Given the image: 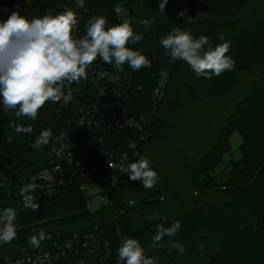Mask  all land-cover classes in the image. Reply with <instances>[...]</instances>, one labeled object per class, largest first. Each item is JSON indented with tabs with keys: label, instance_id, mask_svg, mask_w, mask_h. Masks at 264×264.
I'll list each match as a JSON object with an SVG mask.
<instances>
[{
	"label": "trees",
	"instance_id": "obj_1",
	"mask_svg": "<svg viewBox=\"0 0 264 264\" xmlns=\"http://www.w3.org/2000/svg\"><path fill=\"white\" fill-rule=\"evenodd\" d=\"M117 3L131 11L128 22L143 36L128 47L142 50L150 67L137 71L124 64L118 70L98 59L113 74L131 75L137 99L129 112L150 117L152 131L132 162L147 157L159 179L145 189L125 174L108 192V204L96 211L87 209L82 191L66 186L50 193L35 189L40 207L25 209L21 189L46 170L47 153L72 131L75 107L59 112L48 102L33 121L17 118L16 110L5 112L0 97V211L11 207L17 212V235L10 244H0V255L32 246L29 237L41 230L56 241L72 234L83 240L96 237L113 252L122 239L134 237L147 249L155 226L165 223L147 219L158 213L167 216L165 227L181 222L174 237H164L165 247L147 252L160 258L158 264H264V0H204L201 18L190 25L170 11L169 1L161 12L160 0H93L80 37L93 16L106 17L107 27L122 23L113 14ZM143 20L154 23L146 27ZM177 27L197 38L210 37L211 47L225 42L222 34L230 42L227 55L236 62L234 70L207 79L197 77L184 61H173L160 41ZM160 73L166 77L155 106L150 99ZM213 104L222 106L215 110ZM17 125H31L33 132L18 133ZM44 129L52 131L50 142L34 148ZM233 133L241 139L239 157L230 165L228 180L219 183L217 171L231 150ZM169 241L182 244L184 253L170 250Z\"/></svg>",
	"mask_w": 264,
	"mask_h": 264
},
{
	"label": "clouds",
	"instance_id": "obj_2",
	"mask_svg": "<svg viewBox=\"0 0 264 264\" xmlns=\"http://www.w3.org/2000/svg\"><path fill=\"white\" fill-rule=\"evenodd\" d=\"M167 3L168 0H160L158 10L165 12ZM76 5L80 9L84 8V0H76ZM178 15L184 16L185 12ZM79 23L80 18L72 8H66L56 15L49 13L31 19L14 11L6 20L0 21V97L5 112L16 110L17 118L27 117L35 121L46 103L62 100L67 105L73 99L71 85L88 78V70L97 58L113 64L118 70H122L124 64L137 71L142 67H150L151 62L142 50L128 47L143 39L131 23L125 21L107 27L106 17L93 16L85 25V35L78 37ZM141 23L148 27L154 21L143 20ZM219 39L225 42L211 47L210 37L201 35L197 38L190 29L181 30L177 27L163 36L160 43L173 61L182 60L197 77L211 79L225 71L234 70L236 63L227 55L230 42L222 34ZM15 130L26 134L33 132L31 125H17ZM51 137V129H44L32 146H45ZM109 166L116 168L114 163L109 162ZM120 168L131 181L139 180L145 189L153 188L159 179L151 161L144 156L128 163L126 167L121 164ZM35 189L33 183L21 189L25 209H39L40 205L30 194ZM16 217L14 208L0 211V244H10L15 239ZM147 219L166 223L168 218L157 213ZM165 223L155 226L156 233L147 249L138 238L122 239L118 248L119 259L126 264H158L160 258L149 256L147 252L165 247L164 237H174L181 228L179 220L170 227H165ZM45 238L46 233L41 230L30 236L29 242L38 247ZM167 246L181 254L185 251L184 246L175 241H169ZM198 250L203 252L204 245L199 244Z\"/></svg>",
	"mask_w": 264,
	"mask_h": 264
},
{
	"label": "built area",
	"instance_id": "obj_3",
	"mask_svg": "<svg viewBox=\"0 0 264 264\" xmlns=\"http://www.w3.org/2000/svg\"><path fill=\"white\" fill-rule=\"evenodd\" d=\"M92 1L84 0V8L80 9L76 0H0V21L6 20L14 11L31 19L49 13L56 15L66 8H72L80 18L79 31L76 33L80 37L88 4ZM168 1L171 4L170 11L184 24H194L201 18L204 0ZM182 11L185 15H178ZM113 12L118 21L127 19L124 7L115 6ZM157 77L158 86L154 88L150 99L155 106L161 99L166 75L160 73ZM71 88L73 99L70 103L65 105L61 100L53 104L59 112L75 107L72 131L47 153L46 170L33 176L31 183L36 185V189L47 193L52 188L64 186L82 192L86 186H94L105 206L109 202L108 192L126 174L121 171L120 165L126 167L136 159L139 144L151 136V118L141 114L134 117L129 112L133 100L137 99L132 90L131 75L111 73L98 58L88 70V78L73 83ZM109 162L114 163L116 168L110 167ZM87 164L92 167L83 169ZM99 166L101 168L97 169ZM87 209L91 210L88 201ZM0 264L126 262L119 259L118 251L113 252L105 240L90 236L83 240L78 234H72V237L62 236L56 241L47 234L38 247L14 248L10 254L0 255Z\"/></svg>",
	"mask_w": 264,
	"mask_h": 264
},
{
	"label": "rangeland",
	"instance_id": "obj_4",
	"mask_svg": "<svg viewBox=\"0 0 264 264\" xmlns=\"http://www.w3.org/2000/svg\"><path fill=\"white\" fill-rule=\"evenodd\" d=\"M116 6L124 7L126 9V15L127 16L130 15L128 13V9L124 5L117 3ZM113 14H114V12H113ZM125 21L128 22V19L125 18L123 22H125ZM118 22H121V21H118ZM233 101L234 100H231L229 102L232 103ZM221 106L222 105H220V104H213V107H214L213 109L216 110L217 108H220ZM206 112H208V116H209V114H210L209 111H205V113ZM229 143H230L231 150L222 157V164L220 166V169L217 171L219 183H224L226 180H228L230 165H231V163L235 162L237 160V158L239 157V146L241 144V139H240L239 135L237 133H233L229 138ZM91 167H92V165L89 166L88 168H83V169H90ZM92 179H93V177H92ZM115 185L111 189H113L115 187ZM83 195L85 198L88 199L91 210H96V209L100 208L101 206H103V204H104L100 200V196L97 194V188L94 186H92V187L86 186L85 190L83 191ZM198 254H201V253L199 252ZM202 257H203V255H202ZM205 264H210V263H205Z\"/></svg>",
	"mask_w": 264,
	"mask_h": 264
},
{
	"label": "water",
	"instance_id": "obj_5",
	"mask_svg": "<svg viewBox=\"0 0 264 264\" xmlns=\"http://www.w3.org/2000/svg\"><path fill=\"white\" fill-rule=\"evenodd\" d=\"M128 13H129V14H131V11H130V10H128Z\"/></svg>",
	"mask_w": 264,
	"mask_h": 264
}]
</instances>
